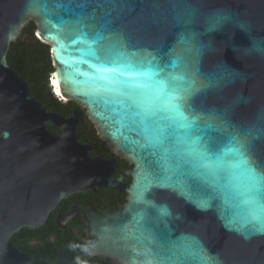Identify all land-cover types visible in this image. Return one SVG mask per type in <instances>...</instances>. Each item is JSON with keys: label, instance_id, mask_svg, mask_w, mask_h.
I'll return each instance as SVG.
<instances>
[{"label": "water", "instance_id": "obj_1", "mask_svg": "<svg viewBox=\"0 0 264 264\" xmlns=\"http://www.w3.org/2000/svg\"><path fill=\"white\" fill-rule=\"evenodd\" d=\"M76 19L89 35L103 28L105 39L96 51L105 59L114 55V45L136 62L155 57L164 65L180 57L195 82L188 103L201 126L214 125L219 131L208 135L216 141L239 136L252 165L264 173V0H47V15L30 0H0V264H74L86 258L113 264H264V234H252L251 226L243 229L247 236L229 230L217 199L207 209L198 207L210 189L196 179H183V194L153 186L143 195L152 203L140 199L146 183L155 184L162 173L119 103L120 92L136 78L132 69L112 65L113 83L101 80L93 51L74 30ZM32 22L37 39L51 47L55 95L77 104L68 116L31 97L29 84L8 63L12 44L23 40ZM85 113L111 149L133 165L131 185L122 179L110 184L114 161L92 156L95 146L80 141ZM48 181L54 200L45 207ZM98 189L125 192L127 201L116 213L74 207L60 218L63 229L79 212L88 223L91 242L76 259L74 245L62 248L55 260L15 248V235L43 226L72 196ZM158 206H166L169 215L161 216Z\"/></svg>", "mask_w": 264, "mask_h": 264}, {"label": "snow or ice", "instance_id": "obj_2", "mask_svg": "<svg viewBox=\"0 0 264 264\" xmlns=\"http://www.w3.org/2000/svg\"><path fill=\"white\" fill-rule=\"evenodd\" d=\"M40 4L47 15V0H30V5ZM71 11L70 7L66 9ZM60 22L65 21L60 18ZM72 24L82 34L78 38L93 51L100 78L106 84L113 83L109 77L112 65L133 70L131 75L136 79L120 92L119 103L125 106L131 126H138L143 134L142 150L157 157L162 173L155 184L146 183L140 199L152 203L143 200V195L153 186L183 194V179L193 178L210 189L209 198L198 201V207L207 209L209 200L217 199L222 209L220 218L229 230L247 236L243 229L251 226L252 234H264V173L252 165L239 136L228 135L226 142L216 141L208 133L219 130L211 124L201 126L196 109L188 103L195 82L182 70V59L173 57L164 65L155 57L136 62L115 45L112 58L105 59L96 51L105 39L103 28L89 35L79 19ZM158 211L161 216L169 215L166 206H158ZM237 224L240 227H235Z\"/></svg>", "mask_w": 264, "mask_h": 264}, {"label": "flooded vegetation", "instance_id": "obj_3", "mask_svg": "<svg viewBox=\"0 0 264 264\" xmlns=\"http://www.w3.org/2000/svg\"><path fill=\"white\" fill-rule=\"evenodd\" d=\"M55 135H60L61 132L52 126H50ZM56 131H54V130ZM94 125L89 121L87 114L85 113L84 123L78 130V137L81 142H88L95 146V151L92 153L94 157H105L114 161L115 171L109 180L110 184L122 179V182L127 186L131 185L132 177L131 171L133 165L122 157L118 156L111 147L100 137L96 131L99 140L94 136ZM102 145L106 149H102ZM125 175H129L128 178H124ZM51 184L49 181L46 184V189L43 193V203L45 207L50 206L54 200L51 190ZM77 195L72 196L66 203H62L60 206L53 209L48 216L45 224L36 230L24 229L31 231V234H24V230L19 233L20 241L19 252L30 256L31 258H42L46 260H55L58 257L60 250L66 246L74 245L78 253L85 249L91 242L89 236V226L85 220L84 213L79 212L73 221L66 223L65 228L60 227V218L67 215L72 208L85 209L91 212H96L101 215L108 213H116L127 201V193L120 192L114 189H98L96 191L89 192L87 194H81L83 198H76ZM78 199V200H76ZM71 229V231L69 230ZM24 234V235H23ZM72 240V244H66L61 247V240ZM92 259V258H90ZM84 259L77 261L74 264H79ZM97 260V259H92ZM44 263V261H38L37 263ZM108 264H113L107 262Z\"/></svg>", "mask_w": 264, "mask_h": 264}, {"label": "trees", "instance_id": "obj_4", "mask_svg": "<svg viewBox=\"0 0 264 264\" xmlns=\"http://www.w3.org/2000/svg\"><path fill=\"white\" fill-rule=\"evenodd\" d=\"M36 30L37 26L34 22L24 29L23 40L13 43L11 46L7 58L8 63L29 84L31 97L36 99L47 110L57 111L68 116L77 107V104L73 101L65 103L55 95L50 82L51 74L55 70L52 63L51 47L37 39ZM93 137L99 140L96 130H94ZM101 147L106 149L104 145ZM80 195L77 194L76 198L82 200L83 198ZM63 203H66V201ZM69 230L71 231V229ZM30 232L29 230H24V234H31ZM20 239V234L15 235L12 239L13 245L18 251L21 250L18 245ZM70 243H73L72 240L66 241L62 238L61 247ZM37 264L44 263L40 262ZM79 264L108 263L102 260L86 258Z\"/></svg>", "mask_w": 264, "mask_h": 264}]
</instances>
